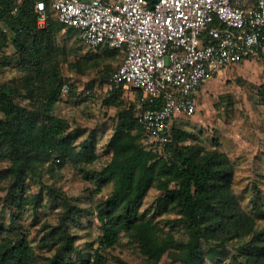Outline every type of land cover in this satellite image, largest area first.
<instances>
[{"label": "trees", "instance_id": "16d2710c", "mask_svg": "<svg viewBox=\"0 0 264 264\" xmlns=\"http://www.w3.org/2000/svg\"><path fill=\"white\" fill-rule=\"evenodd\" d=\"M45 1L50 6L51 1ZM35 3L23 0L19 10L12 13L14 0H0V19L15 33L12 44L19 68L25 71L19 83L0 89V159L9 161L0 168V176L8 180V202L13 208L11 225L0 227V264H108L103 249L114 246L122 232L135 230L148 245L150 255L158 260L176 243L153 239V225L141 222L138 211L156 181L162 189L156 203L167 210L176 208L181 214L178 219L190 232L184 246L177 243L182 252L181 264H203L206 258L219 264L233 239L239 244L232 247V264H264V226L258 225V218L264 216L262 191L255 185L250 199L256 214L243 207L233 192L235 169L231 158L224 152L206 151L197 143L187 142L192 136L188 131L173 127L171 153L161 156L143 145L135 106L120 108L108 142L111 159L100 169L88 170L87 166L98 158L97 141L93 136L76 143L81 132L70 129L69 121L54 113L63 98L59 60L65 50L58 43L55 28L50 31L38 27ZM10 39L0 27V53ZM119 91L104 102L117 105ZM69 162L94 180L95 190L113 184L99 209L103 229L100 247L72 256L75 235L62 221L54 228L57 234L51 231L44 238L43 246L55 249L44 261L17 224L18 213L26 207L38 212L44 198L41 191L27 195L26 180L41 167L56 164L62 169ZM50 194L55 196L56 189L50 187Z\"/></svg>", "mask_w": 264, "mask_h": 264}, {"label": "rangeland", "instance_id": "374dc122", "mask_svg": "<svg viewBox=\"0 0 264 264\" xmlns=\"http://www.w3.org/2000/svg\"><path fill=\"white\" fill-rule=\"evenodd\" d=\"M56 16V14L54 13ZM11 37L8 46L0 53V89L19 83L25 71L19 68V58ZM58 43L65 50L59 60L63 83H69L72 93L63 96L56 104L54 113L66 118L70 129L81 132L76 143L85 138L97 141V160L87 166L100 169L111 159L108 142L115 129V119L120 108L136 106L141 94L123 86L108 84L107 78L123 59L121 51L90 49L79 34L66 30L58 37ZM209 81V80H208ZM117 105L107 104L104 99L118 93ZM91 90V91H87ZM19 99V98H18ZM198 113L190 117H178L173 127L188 131L192 136L187 142L197 143L206 151L217 150L228 154L235 169L233 192L238 202L253 211L250 203L255 193V185L260 188L264 202V57L244 62L214 77L205 87L200 97ZM3 114L0 112V117ZM9 163L0 159V168ZM7 179L0 176V227L12 223L13 208L8 202ZM50 187L57 194H50ZM94 180L86 177L72 163L62 169L56 164L39 168L38 173L29 174L26 180V194L43 192L44 198L38 212L26 207L18 213L20 231L26 233L42 260L54 254L55 249L43 246L44 238L54 228L63 223L75 235V251L88 254L100 247L103 234L99 209L111 194L113 184L109 183L99 191ZM162 192L159 181L150 188L139 206V220L153 225L151 237L160 243L172 241L162 256L156 260L150 255L148 245L140 237L138 230L122 232L116 244L103 249L108 264H181V246L188 241L190 232L178 219L181 214L176 208L165 209L156 203ZM259 226H264V216L258 218ZM239 242H228L227 255L219 264H232V248ZM205 246V245H204ZM207 246V245H206ZM203 264H212L205 260Z\"/></svg>", "mask_w": 264, "mask_h": 264}, {"label": "built area", "instance_id": "2783aa9c", "mask_svg": "<svg viewBox=\"0 0 264 264\" xmlns=\"http://www.w3.org/2000/svg\"><path fill=\"white\" fill-rule=\"evenodd\" d=\"M52 7L90 49L123 53L109 82L141 91L142 143L161 156L171 153L174 120L197 113L212 71L264 54V0H53ZM35 9L44 22L46 1ZM70 89L64 83L62 94Z\"/></svg>", "mask_w": 264, "mask_h": 264}, {"label": "crops", "instance_id": "0c3cea01", "mask_svg": "<svg viewBox=\"0 0 264 264\" xmlns=\"http://www.w3.org/2000/svg\"><path fill=\"white\" fill-rule=\"evenodd\" d=\"M37 1V0H36ZM50 6L47 7L46 5V8H47V13H48V17L47 19L44 21V22H40V19H39V14L37 13L36 9H35V5H34V10L35 12L37 13V25L38 27H48V30H55L56 29V32L55 34H57V37H61L64 35V33H66V30H71L72 32H74L75 34L78 32L71 26L69 25H66L64 24L63 22H61L55 12V10L53 9L52 7V2L53 0H50ZM23 4V2H22ZM21 4V5H22ZM36 4V3H35ZM54 13L56 14V16L54 15ZM0 27L2 28V30H4L7 34H8V37H15V33L10 30L9 28V25L7 24V22H5L4 20L0 19ZM55 28V29H54ZM104 49H110V48H104ZM103 50V49H102ZM117 50V49H116ZM120 51V50H118ZM264 57V54L261 58ZM259 58V59H261ZM255 60H258V59H246L245 61H243L242 63L244 62H250V61H255ZM122 62V61H121ZM241 64V63H239ZM239 64H230L228 66H225V67H221V68H217L215 69L214 71L211 72V75H210V78L208 79L209 81H207L206 83H204L201 88L199 89V100H198V109H197V113L200 109V97H201V93L205 91V87L207 86V84L216 76L218 75H222L224 74L228 69L230 68H233L235 67L236 65H239ZM117 69V68H116ZM108 84H111L110 82H108ZM112 85H116V84H112ZM71 86V85H70ZM116 86H123L124 88L128 89L129 91L130 90H134L135 92H138L141 94V91L137 90V89H133V88H127L125 87L124 85L122 84H119V85H116ZM87 91H91V90H87ZM69 94V93H68ZM68 94H62L63 96L65 95H68ZM62 96V97H63ZM136 108V106H135Z\"/></svg>", "mask_w": 264, "mask_h": 264}]
</instances>
